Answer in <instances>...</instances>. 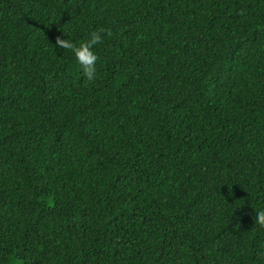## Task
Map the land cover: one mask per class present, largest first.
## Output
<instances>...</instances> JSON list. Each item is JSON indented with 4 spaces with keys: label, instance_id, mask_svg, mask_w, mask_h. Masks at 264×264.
Segmentation results:
<instances>
[{
    "label": "trees",
    "instance_id": "16d2710c",
    "mask_svg": "<svg viewBox=\"0 0 264 264\" xmlns=\"http://www.w3.org/2000/svg\"><path fill=\"white\" fill-rule=\"evenodd\" d=\"M259 207L264 0H0V264H264Z\"/></svg>",
    "mask_w": 264,
    "mask_h": 264
},
{
    "label": "clouds",
    "instance_id": "9594fccd",
    "mask_svg": "<svg viewBox=\"0 0 264 264\" xmlns=\"http://www.w3.org/2000/svg\"><path fill=\"white\" fill-rule=\"evenodd\" d=\"M110 30L107 27L100 26L81 39L78 43L67 38L62 32L55 37L54 46L60 49L70 50L78 63L82 74L89 81L94 80L97 75L98 54L96 46L99 45ZM255 222L264 224V207L254 208Z\"/></svg>",
    "mask_w": 264,
    "mask_h": 264
}]
</instances>
